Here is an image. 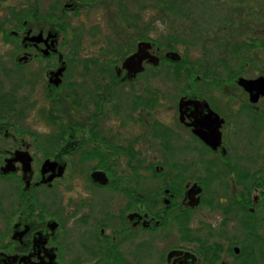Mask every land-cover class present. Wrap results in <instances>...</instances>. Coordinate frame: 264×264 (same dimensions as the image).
Wrapping results in <instances>:
<instances>
[{"label":"flooded vegetation","instance_id":"af4514ba","mask_svg":"<svg viewBox=\"0 0 264 264\" xmlns=\"http://www.w3.org/2000/svg\"><path fill=\"white\" fill-rule=\"evenodd\" d=\"M184 2L0 0V264H261L264 45Z\"/></svg>","mask_w":264,"mask_h":264},{"label":"rangeland","instance_id":"374dc122","mask_svg":"<svg viewBox=\"0 0 264 264\" xmlns=\"http://www.w3.org/2000/svg\"><path fill=\"white\" fill-rule=\"evenodd\" d=\"M183 6L174 7L173 13L170 11V18H195L199 31L208 33L203 37L209 46L212 45L215 37L223 40H231L232 42L241 41L243 39H257L261 36V42L264 41V0H185ZM157 18V14L151 16ZM227 19H232V28H228ZM211 22H214L212 24ZM211 23V24H210ZM261 26V35L258 29ZM231 27V26H230ZM248 30L246 31V29ZM245 34V35H243ZM193 49H199L196 40L187 37ZM195 42V44H194ZM202 40L200 41V43ZM223 46L225 43L223 42ZM199 51L193 52V57L198 58ZM250 57L256 60L261 59L264 63V48L261 51L257 48L250 51ZM222 52L216 54V57L222 55ZM261 211H264V203L262 202ZM261 236L264 238V224L261 225ZM261 257L264 258V239H262ZM264 264V262H261Z\"/></svg>","mask_w":264,"mask_h":264},{"label":"water","instance_id":"95a60500","mask_svg":"<svg viewBox=\"0 0 264 264\" xmlns=\"http://www.w3.org/2000/svg\"><path fill=\"white\" fill-rule=\"evenodd\" d=\"M142 53V48L140 49L139 53L136 54L134 57H131L130 59L127 60V66H130L134 64L135 60L137 57H140ZM173 59L179 60V56L175 53L170 55ZM141 65H139V68L137 70H133L132 72L134 73H139L141 71ZM244 87L251 93L252 96H255L254 94L256 93L257 96V90L261 91V95H264V78L258 79L257 81H242Z\"/></svg>","mask_w":264,"mask_h":264},{"label":"trees","instance_id":"16d2710c","mask_svg":"<svg viewBox=\"0 0 264 264\" xmlns=\"http://www.w3.org/2000/svg\"><path fill=\"white\" fill-rule=\"evenodd\" d=\"M174 7H180V5H175V4H172V5H170L169 6V11H171L172 13H173V8ZM255 42V43H254ZM252 41V40H250L249 42H247V41H243L242 42V45H233L234 46V48L235 49H233L234 51H235V54H233L232 56H236V57H238L240 54L238 53V50L236 49V48H243V49H246L247 51H250L252 48H255V47H257V41L255 40V41ZM262 45H264L262 42H261V46ZM250 59V58H249ZM248 59V60H249ZM263 203H264V200H263ZM262 205V204H261ZM261 208H262V206H261ZM261 213H262V211H261ZM262 239H264L262 236H261V246H262ZM262 256V255H261ZM261 262H264V258H262L261 257Z\"/></svg>","mask_w":264,"mask_h":264}]
</instances>
